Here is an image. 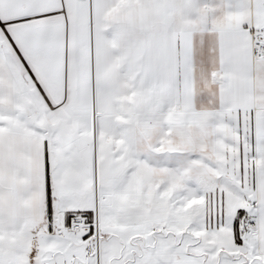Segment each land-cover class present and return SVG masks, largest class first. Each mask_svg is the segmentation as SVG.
Returning <instances> with one entry per match:
<instances>
[{
  "label": "snow or ice",
  "instance_id": "1",
  "mask_svg": "<svg viewBox=\"0 0 264 264\" xmlns=\"http://www.w3.org/2000/svg\"><path fill=\"white\" fill-rule=\"evenodd\" d=\"M0 264H264V0H0Z\"/></svg>",
  "mask_w": 264,
  "mask_h": 264
}]
</instances>
